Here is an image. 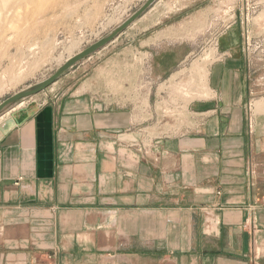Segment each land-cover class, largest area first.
Instances as JSON below:
<instances>
[{
  "label": "crops",
  "instance_id": "1",
  "mask_svg": "<svg viewBox=\"0 0 264 264\" xmlns=\"http://www.w3.org/2000/svg\"><path fill=\"white\" fill-rule=\"evenodd\" d=\"M234 25L172 130L160 109L192 53L163 36L0 116V264H264V95Z\"/></svg>",
  "mask_w": 264,
  "mask_h": 264
},
{
  "label": "rangeland",
  "instance_id": "2",
  "mask_svg": "<svg viewBox=\"0 0 264 264\" xmlns=\"http://www.w3.org/2000/svg\"><path fill=\"white\" fill-rule=\"evenodd\" d=\"M145 1L10 0L5 10L2 5L6 0H0V103L49 78L67 59L109 34ZM230 21L241 37L249 81L256 92L264 95V0H201L194 6L189 0H158L120 39L81 61L74 81L93 69L102 74L103 63L114 53H125L129 59L136 56L139 44L144 52L156 49L152 39L163 36L176 41L192 54L175 70L160 109V116L172 130V125L192 112L188 109L190 102L211 96L206 75L207 66L214 59L213 41L227 30ZM143 56L146 58L147 54ZM123 64L125 81L131 82L136 66L131 60ZM54 84L40 94L53 93ZM4 230L0 222V242L5 238Z\"/></svg>",
  "mask_w": 264,
  "mask_h": 264
},
{
  "label": "water",
  "instance_id": "3",
  "mask_svg": "<svg viewBox=\"0 0 264 264\" xmlns=\"http://www.w3.org/2000/svg\"><path fill=\"white\" fill-rule=\"evenodd\" d=\"M158 0H146L141 7L136 10L129 18H127L122 24L113 29L109 34L90 45L85 50L73 55L66 62L58 68L53 75H51L46 80L37 83L35 85L29 86L26 89H23L16 94L10 96L2 103H0V116L4 114L9 108H11L14 104L31 98L35 95L40 94L41 92L48 89L52 86L58 79L61 78L69 69L78 64L79 62L91 57L95 53L99 52L111 42H113L116 38H118L126 29L130 27L134 22H136L142 15H144Z\"/></svg>",
  "mask_w": 264,
  "mask_h": 264
},
{
  "label": "bare ground",
  "instance_id": "4",
  "mask_svg": "<svg viewBox=\"0 0 264 264\" xmlns=\"http://www.w3.org/2000/svg\"><path fill=\"white\" fill-rule=\"evenodd\" d=\"M2 1V0H1ZM10 0H6V2H3V7L5 8V6L7 5V4H10V2H9ZM12 3V2H11ZM27 3V2H26ZM36 3V2H35ZM50 3V2H49ZM13 4V3H12ZM27 7V6H26ZM7 9V7L5 8V10ZM30 9V8H29ZM32 9V8H31ZM1 10V9H0ZM4 10V9H3ZM2 11V10H1ZM13 12V11H12ZM3 14V13H2ZM66 62V61H65Z\"/></svg>",
  "mask_w": 264,
  "mask_h": 264
}]
</instances>
